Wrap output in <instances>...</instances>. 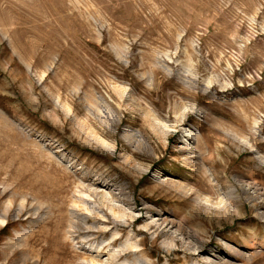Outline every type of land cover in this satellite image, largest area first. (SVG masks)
Masks as SVG:
<instances>
[{
  "label": "rangeland",
  "instance_id": "rangeland-1",
  "mask_svg": "<svg viewBox=\"0 0 264 264\" xmlns=\"http://www.w3.org/2000/svg\"><path fill=\"white\" fill-rule=\"evenodd\" d=\"M136 255L264 264V0H0V264Z\"/></svg>",
  "mask_w": 264,
  "mask_h": 264
},
{
  "label": "bare ground",
  "instance_id": "bare-ground-1",
  "mask_svg": "<svg viewBox=\"0 0 264 264\" xmlns=\"http://www.w3.org/2000/svg\"><path fill=\"white\" fill-rule=\"evenodd\" d=\"M104 114V113H103ZM106 115V114H105ZM234 194H236V193H232V192H230L229 193V202H232L233 203V201L236 199V197L234 196ZM112 209H113V207H112ZM93 212L95 211V213H98V212H100L98 209H95L94 207L91 209ZM123 216H124V214H123ZM103 220V219H102ZM135 224V223H134ZM115 241H113V243H114ZM133 244H135V243H133ZM130 245V244H124V245H122L121 247H118V249H116L115 250V253H116V256H121L120 254H121V252H123V251H126V250H130L131 248H133V247H136L135 245ZM121 249V250H120ZM133 256V255H132ZM144 257V256H143ZM123 258V257H122ZM126 258H128V257H126ZM145 259H142V257H140V256H135V257H133V259H131V260H128V259H125L124 258V261L121 263V264H147V261H144Z\"/></svg>",
  "mask_w": 264,
  "mask_h": 264
}]
</instances>
